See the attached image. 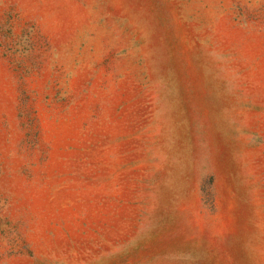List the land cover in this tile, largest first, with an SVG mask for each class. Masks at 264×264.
<instances>
[{"label":"rangeland","instance_id":"374dc122","mask_svg":"<svg viewBox=\"0 0 264 264\" xmlns=\"http://www.w3.org/2000/svg\"><path fill=\"white\" fill-rule=\"evenodd\" d=\"M0 264H264V0H0Z\"/></svg>","mask_w":264,"mask_h":264}]
</instances>
